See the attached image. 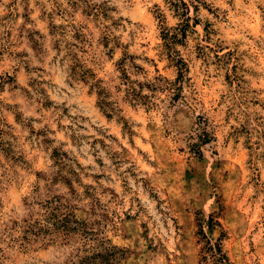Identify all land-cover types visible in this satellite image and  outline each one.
Here are the masks:
<instances>
[{"label": "rangeland", "instance_id": "1", "mask_svg": "<svg viewBox=\"0 0 264 264\" xmlns=\"http://www.w3.org/2000/svg\"><path fill=\"white\" fill-rule=\"evenodd\" d=\"M210 214L264 264V0H0V264H211Z\"/></svg>", "mask_w": 264, "mask_h": 264}, {"label": "trees", "instance_id": "2", "mask_svg": "<svg viewBox=\"0 0 264 264\" xmlns=\"http://www.w3.org/2000/svg\"><path fill=\"white\" fill-rule=\"evenodd\" d=\"M104 104V103H102ZM198 227H199V235L204 240V246L202 247V262L209 261L211 264H230L226 255L223 253L222 244H221V237L222 235L215 241L212 242L210 238H207L206 233L204 232V228L208 230H214L217 227L220 228V224L216 220V216L212 214L208 215L205 219L200 218L198 219ZM114 253V251H113ZM113 253L107 254L109 258H106L105 255H94L83 260V264H111L114 262V255ZM103 259V261H97V259Z\"/></svg>", "mask_w": 264, "mask_h": 264}]
</instances>
